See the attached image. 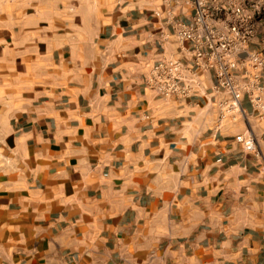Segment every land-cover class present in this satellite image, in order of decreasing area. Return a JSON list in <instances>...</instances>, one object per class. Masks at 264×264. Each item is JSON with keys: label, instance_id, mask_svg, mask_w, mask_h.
Returning <instances> with one entry per match:
<instances>
[{"label": "crops", "instance_id": "1", "mask_svg": "<svg viewBox=\"0 0 264 264\" xmlns=\"http://www.w3.org/2000/svg\"><path fill=\"white\" fill-rule=\"evenodd\" d=\"M3 7L0 264H264V121L243 99L246 119L216 131L214 71L175 36L189 2ZM168 59L194 71L192 96L145 87Z\"/></svg>", "mask_w": 264, "mask_h": 264}, {"label": "built area", "instance_id": "2", "mask_svg": "<svg viewBox=\"0 0 264 264\" xmlns=\"http://www.w3.org/2000/svg\"><path fill=\"white\" fill-rule=\"evenodd\" d=\"M174 0H162L169 5ZM194 13L191 23L178 24L175 36L191 44V63L199 70H213L216 131L245 120V99L259 120L264 121V35L262 10L254 0H185ZM259 38L260 51L249 45ZM145 87L160 98L185 99L195 92L194 71L180 61L168 59L153 64L146 75ZM234 141L245 152L259 156L249 132L237 134ZM3 159L0 155V164ZM264 173V154L259 166Z\"/></svg>", "mask_w": 264, "mask_h": 264}, {"label": "rangeland", "instance_id": "3", "mask_svg": "<svg viewBox=\"0 0 264 264\" xmlns=\"http://www.w3.org/2000/svg\"><path fill=\"white\" fill-rule=\"evenodd\" d=\"M10 3V2H9ZM3 4H5V0H0V22H2V20H3V15H4V12H3V10H4V7H3ZM1 13H2V15H1Z\"/></svg>", "mask_w": 264, "mask_h": 264}]
</instances>
